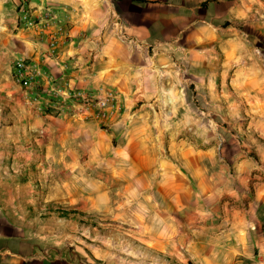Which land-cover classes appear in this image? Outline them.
Masks as SVG:
<instances>
[{
    "label": "crops",
    "instance_id": "0c3cea01",
    "mask_svg": "<svg viewBox=\"0 0 264 264\" xmlns=\"http://www.w3.org/2000/svg\"><path fill=\"white\" fill-rule=\"evenodd\" d=\"M48 6L56 14L53 22L44 17ZM34 22L36 28L30 25ZM253 28L264 38V0H0L1 86L21 123L17 130L15 121L4 119L8 130L0 131L9 142V147L5 140L0 144V264H93L96 255L72 240L77 231H90L78 225L80 219H94L93 229L116 224L131 230L139 242L183 256V263L244 264L258 250L251 264H264V179L244 209L223 206V195L204 190L198 168L189 179L182 161L188 152L186 130L183 137L180 130L186 122L183 102L158 95L194 85L212 94V108L219 111L220 92L258 94L260 128L251 132L258 133L264 155V47L253 48ZM91 54L97 56L92 69ZM16 58L26 59L40 75L30 108L12 79ZM107 91L117 93V108L106 119L109 130L85 103L86 97H103ZM45 106L52 108L50 114ZM28 124L47 135L48 155L55 156L48 171L66 176L60 182L51 177L50 185L66 186L69 203L80 202L72 194L76 169L87 166L77 156L98 143L96 152L106 155L111 138L120 159L100 166L99 179L92 182L99 192L85 198L84 216L47 210L42 203L49 200L33 181L6 178L12 133L24 135ZM171 127L176 129L168 131ZM163 147L178 148L180 161L158 157ZM238 166L256 169L244 162ZM112 263L152 264L123 257Z\"/></svg>",
    "mask_w": 264,
    "mask_h": 264
},
{
    "label": "rangeland",
    "instance_id": "374dc122",
    "mask_svg": "<svg viewBox=\"0 0 264 264\" xmlns=\"http://www.w3.org/2000/svg\"><path fill=\"white\" fill-rule=\"evenodd\" d=\"M17 10L19 9L17 8ZM252 41L253 48L257 49V52L260 47H264V38H261L258 30L256 31L254 28ZM6 64L2 62V67L8 66ZM11 67L12 79L22 89L25 94V101H27L30 108L31 103L36 98V91L40 89H37L34 85L37 77L40 75L37 73V69L32 67L31 63H28L26 59H14L11 62ZM1 71H4V69ZM191 80L189 78L188 84H190ZM1 83L0 79V131L8 130L2 127L4 119H6V123L8 124L9 122L12 124L15 121L18 125L17 130H19V125H21L18 122L17 116L19 112L8 107L11 97L5 94ZM158 95L160 100L179 99L183 102L181 112L185 115L184 119H186V122L180 123V130L182 129V137L185 132L183 129L186 130L188 152L186 158H183L182 161L187 162L189 179H191L190 173L193 174L196 168H198L199 175L203 178L202 185L205 191H211L210 194H213L214 197L220 196V194L223 195V198L219 200H221V204L225 207L244 209V205L257 194V184L261 182V178L264 179V170L260 169V163L264 164V155L260 152L259 148L261 142L257 140L258 133L251 132L252 128L258 130L260 128L259 119L262 112L258 94L256 97H251L249 94L237 95L230 90L220 92L219 111H216L215 107L214 109L212 108V94L207 91L196 90L194 85H188L186 89L176 92L163 90L158 92ZM252 95L255 94L253 93ZM140 100H145V98L141 96ZM229 100L233 102V107L229 106ZM193 101L197 104V113L192 111V106H194ZM44 108L46 114L52 112V108L48 106ZM108 113L111 114V112ZM167 113L169 114L168 108H166ZM197 114L201 115L202 118H196ZM99 119L103 121L101 124L102 128L109 130L108 123H106L108 115L102 117V114H100ZM175 125H177V129L179 130V123ZM28 129L24 135L20 131L12 133V141L10 142V146L12 147L11 171L6 173V178L11 177L13 179H22V181H33V183L38 185V190L44 196V200H49L42 203V206L47 208V210H54L56 208V212L58 211L63 215L79 216L78 214H80L79 218L84 216L82 212L84 211L83 204L87 202L85 198L91 197L93 192H96V194L99 192V188L92 185V182L94 179H99L100 166L102 163L111 164L118 162L120 159V156L116 154L112 147L111 138L108 137L107 139L110 148L106 155L101 156L96 152L100 145L98 143L95 150L91 149L89 153L77 156L79 161L82 163L86 162L87 166L85 167L86 170H80L78 167L76 169V186L75 189L73 188L72 194H75L76 199L80 200V202L75 204L68 202V190L66 186L58 187L50 185L49 179L51 177L60 182L66 176L61 172L48 171V168L52 164L51 161H53V157L55 156L48 155L46 148L47 135L38 133L34 125L28 124ZM171 129L174 131L176 128L171 127L168 131ZM4 135L0 133V144L2 145L5 140V146L9 147L8 139ZM98 141H100L99 138ZM171 141L175 142L173 138ZM113 143L116 145V139H114ZM178 150V148L168 149L163 147L160 149L158 157L166 161L179 162ZM151 157L153 158L155 155L152 154ZM243 162L248 165L254 164L256 169L250 171L251 168L249 167V169L244 168L239 170L238 165ZM41 175L44 176V179ZM0 177H3L2 173H0ZM47 179L48 181H46ZM47 197L51 199H47ZM209 206L211 204L206 206V208H209ZM33 213L31 211L27 215L31 216ZM46 216L43 215V217ZM16 217L18 218L17 220H22V218L19 219L18 214ZM78 225L87 228V230L90 229V231H87L88 233L83 235L81 231H77L75 236L71 234L72 231H69V233L73 236V243L77 242L78 247H85L96 255L97 258H94L93 264H113V260L122 257L149 261L152 264H192L180 261V257L183 259V256L178 257L159 251L139 242L130 234L132 233L131 230H128V233L124 232L116 224L98 226L96 229H93L97 225L94 219H80ZM64 237L58 240L62 242L61 246L66 244L63 241ZM252 257L251 261L244 259V264L253 263L259 257L258 250L252 252Z\"/></svg>",
    "mask_w": 264,
    "mask_h": 264
},
{
    "label": "built area",
    "instance_id": "2783aa9c",
    "mask_svg": "<svg viewBox=\"0 0 264 264\" xmlns=\"http://www.w3.org/2000/svg\"><path fill=\"white\" fill-rule=\"evenodd\" d=\"M45 19L46 21H55L56 14L51 7L45 8ZM115 26L119 29L123 28L122 22L120 20H115ZM31 26H36L35 23L30 24ZM124 38V35H121ZM127 41V38H124ZM56 46V42L53 43V47ZM97 62V56L95 54H91L88 58V65L92 69ZM85 103L91 109H96L99 114H102V117H106L109 115L108 112H112L111 110H116L117 108V93L115 91H107L105 92L103 97L95 98L94 96H88L85 99ZM242 264V263H239Z\"/></svg>",
    "mask_w": 264,
    "mask_h": 264
}]
</instances>
